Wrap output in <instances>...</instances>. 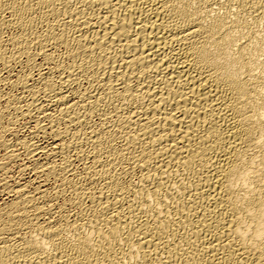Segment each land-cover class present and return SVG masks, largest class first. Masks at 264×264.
Masks as SVG:
<instances>
[{
    "label": "bare ground",
    "instance_id": "bare-ground-1",
    "mask_svg": "<svg viewBox=\"0 0 264 264\" xmlns=\"http://www.w3.org/2000/svg\"><path fill=\"white\" fill-rule=\"evenodd\" d=\"M0 264H264V0H0Z\"/></svg>",
    "mask_w": 264,
    "mask_h": 264
},
{
    "label": "rangeland",
    "instance_id": "rangeland-1",
    "mask_svg": "<svg viewBox=\"0 0 264 264\" xmlns=\"http://www.w3.org/2000/svg\"><path fill=\"white\" fill-rule=\"evenodd\" d=\"M15 126H16L15 128L18 129V127H19L18 124H16Z\"/></svg>",
    "mask_w": 264,
    "mask_h": 264
}]
</instances>
